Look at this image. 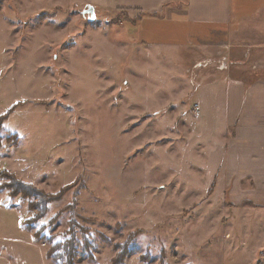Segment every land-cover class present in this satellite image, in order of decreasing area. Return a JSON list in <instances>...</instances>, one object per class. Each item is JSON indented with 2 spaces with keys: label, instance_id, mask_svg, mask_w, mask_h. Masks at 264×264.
<instances>
[{
  "label": "rangeland",
  "instance_id": "obj_1",
  "mask_svg": "<svg viewBox=\"0 0 264 264\" xmlns=\"http://www.w3.org/2000/svg\"><path fill=\"white\" fill-rule=\"evenodd\" d=\"M149 20L95 0H0V222L1 205L28 211L25 223L36 214L13 177L55 198L31 227L47 252L73 235L74 264L115 256L131 235L124 260L264 264V205L191 153L183 119L200 74L255 72L264 23L246 47L206 51L151 47Z\"/></svg>",
  "mask_w": 264,
  "mask_h": 264
},
{
  "label": "crops",
  "instance_id": "obj_2",
  "mask_svg": "<svg viewBox=\"0 0 264 264\" xmlns=\"http://www.w3.org/2000/svg\"><path fill=\"white\" fill-rule=\"evenodd\" d=\"M95 3L153 19L147 22L149 31L143 29V40L156 48L191 46L215 51L219 46L227 50L238 40L236 44L241 47L247 41L240 40L254 30L251 23L257 24L258 20H261L258 24L264 23V0H95ZM249 67L255 71L253 74H200L193 91V108L184 110L183 119L189 120L191 131H195L191 153L211 158L220 176L234 180L237 195L263 206L264 75L257 72L264 70V58L253 60ZM1 209L11 222H0V264H53L47 257L46 242L36 238V230L25 225L30 213L24 215V210L12 205H1ZM113 257L111 254L103 260L101 255L94 254L93 260L77 264H112ZM155 262L144 263L131 256L118 264Z\"/></svg>",
  "mask_w": 264,
  "mask_h": 264
},
{
  "label": "trees",
  "instance_id": "obj_3",
  "mask_svg": "<svg viewBox=\"0 0 264 264\" xmlns=\"http://www.w3.org/2000/svg\"><path fill=\"white\" fill-rule=\"evenodd\" d=\"M11 109H14V107ZM3 119L4 115L0 116V126L3 122ZM8 137H11V135ZM1 175L4 176V171H2ZM6 186L11 189L12 194L18 193L24 198H33V200L28 204V209L36 211V214L25 223L28 229H32L31 224L37 222L39 217L43 215L46 209L47 202L55 199L54 197L50 196L49 194H45L31 184L20 181L19 179L15 180L13 177H11L9 184H7ZM34 235L36 238H39L38 236L40 235V233L37 234V232H35ZM133 237L134 235H131L130 238L128 237L126 243H124L123 245L115 246V248L117 249V253L111 261L112 264L121 263L123 262L125 257L138 251V248L131 246ZM47 241L51 242V238H48ZM83 241L84 245L87 246L88 241L86 239H84ZM77 247L78 244L75 242L73 235H71L70 238H67L63 242H56L53 246H51V248L47 252V257L50 258L54 264H74V254L77 250ZM89 259L93 260V257L90 256ZM140 259L143 261H150L151 256L149 253H145L140 256ZM157 264H169L165 259L164 250L160 252Z\"/></svg>",
  "mask_w": 264,
  "mask_h": 264
},
{
  "label": "water",
  "instance_id": "obj_4",
  "mask_svg": "<svg viewBox=\"0 0 264 264\" xmlns=\"http://www.w3.org/2000/svg\"><path fill=\"white\" fill-rule=\"evenodd\" d=\"M87 12L90 13V19H93V18H94V15H93V8H92L91 6L88 7Z\"/></svg>",
  "mask_w": 264,
  "mask_h": 264
},
{
  "label": "built area",
  "instance_id": "obj_5",
  "mask_svg": "<svg viewBox=\"0 0 264 264\" xmlns=\"http://www.w3.org/2000/svg\"><path fill=\"white\" fill-rule=\"evenodd\" d=\"M224 64V63H223ZM205 66L206 65V62H199V63H197V64H195V67H197V66ZM225 65V64H224ZM221 68H224V66H222Z\"/></svg>",
  "mask_w": 264,
  "mask_h": 264
}]
</instances>
